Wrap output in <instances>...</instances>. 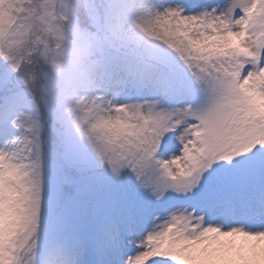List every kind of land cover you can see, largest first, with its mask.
<instances>
[{
    "label": "snow or ice",
    "instance_id": "6c2138e0",
    "mask_svg": "<svg viewBox=\"0 0 264 264\" xmlns=\"http://www.w3.org/2000/svg\"><path fill=\"white\" fill-rule=\"evenodd\" d=\"M0 264H264V0H0Z\"/></svg>",
    "mask_w": 264,
    "mask_h": 264
}]
</instances>
